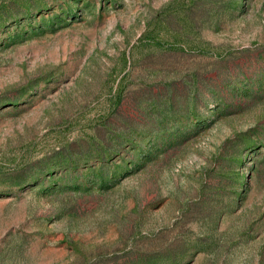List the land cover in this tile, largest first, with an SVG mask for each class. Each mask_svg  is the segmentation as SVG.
Here are the masks:
<instances>
[{
  "label": "rangeland",
  "instance_id": "obj_1",
  "mask_svg": "<svg viewBox=\"0 0 264 264\" xmlns=\"http://www.w3.org/2000/svg\"><path fill=\"white\" fill-rule=\"evenodd\" d=\"M0 264H264V0H0Z\"/></svg>",
  "mask_w": 264,
  "mask_h": 264
}]
</instances>
